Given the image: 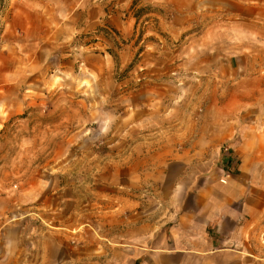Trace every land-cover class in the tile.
I'll return each instance as SVG.
<instances>
[{
	"label": "crops",
	"instance_id": "crops-1",
	"mask_svg": "<svg viewBox=\"0 0 264 264\" xmlns=\"http://www.w3.org/2000/svg\"><path fill=\"white\" fill-rule=\"evenodd\" d=\"M29 10V74L55 56L57 72L76 67L81 81L87 65L115 99L51 90L73 96L47 123L67 127L53 142L92 149L78 150L75 172L60 168L43 214L34 188L14 195L0 246L29 238L36 264H70L73 243L106 250L109 264H264V122L242 112L258 101L229 97L261 93L249 86L257 75L229 68L264 60V0H29Z\"/></svg>",
	"mask_w": 264,
	"mask_h": 264
},
{
	"label": "rangeland",
	"instance_id": "rangeland-1",
	"mask_svg": "<svg viewBox=\"0 0 264 264\" xmlns=\"http://www.w3.org/2000/svg\"><path fill=\"white\" fill-rule=\"evenodd\" d=\"M55 1L59 2L60 0H53V4ZM33 30L34 27L30 24L29 0H0V224L4 223V227L14 223L12 214H15L16 211H9V209L10 200L15 194L18 192L30 194L34 188L38 201L33 207L35 211L42 213L45 209L43 204L45 190L56 187L61 174L65 176V173H61L60 168L70 167V170L75 172L78 167H82L84 164V161L80 159L81 155H77L78 150L80 153L92 149L91 143H81L79 147L78 144H65L62 153V150L60 151L61 144L53 142L59 138L62 130H67V127L57 126L53 129L47 123H50L51 119L59 117L57 113L60 115L61 111L55 112V110L60 109V105L66 104L67 100L72 99L73 96L52 93L51 90L57 86L72 88L81 85L85 88L86 101L97 104L99 102L108 103L115 99L113 96L99 93L104 89V79L97 75L98 70H91L87 65L82 66L81 70L85 76L81 81L76 78L78 73L76 67L74 72L71 71L66 75L57 72V69L54 68L57 61L55 56L51 57L52 60L50 58L47 61L44 60L40 69L29 74L27 60L31 47H29L28 39L20 38V32L27 35ZM6 35L8 39H6ZM19 38L21 43L26 41V44L21 45ZM45 49V45H43L41 51L44 56ZM260 54L264 58V49L260 51ZM47 63L53 68H49ZM94 68H99V66L95 65ZM243 70L258 76L249 86L259 85L258 90L261 93L230 95L229 97L242 102L250 101L248 104H251L252 100L258 101L254 102V106L246 107L242 112L251 109L248 118L264 122V60L254 64L245 63L243 69L241 66L239 69L236 66L229 68L230 72H242ZM191 100L195 101L196 96H192ZM88 127H90V123H87L86 129H90ZM106 132L104 129V136L100 143H96L95 147L99 155L95 161L96 163L101 162L102 167L107 164L108 160ZM69 145L70 147H68ZM56 150L59 151L56 152ZM108 198L109 193L102 188V201H108ZM56 200V196L53 194L54 205ZM36 218L39 219L40 225L38 226V222H35L33 217L31 220L33 227L36 225V227L38 226L37 230L44 229L41 219L43 215ZM29 219L30 215L17 228L20 231L28 230ZM31 242L32 240L27 238L24 240L23 246H0L1 264L40 263L43 256L31 254L34 248L27 246ZM72 245L68 250L70 264H109L110 256L106 250L98 249V247L93 250L77 248L74 247L77 245L75 243ZM151 253H154V250H150ZM168 261L167 257H164V262L168 263Z\"/></svg>",
	"mask_w": 264,
	"mask_h": 264
}]
</instances>
